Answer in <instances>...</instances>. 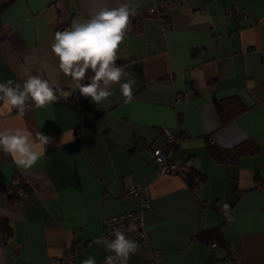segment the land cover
Returning a JSON list of instances; mask_svg holds the SVG:
<instances>
[{
    "label": "crops",
    "instance_id": "1",
    "mask_svg": "<svg viewBox=\"0 0 264 264\" xmlns=\"http://www.w3.org/2000/svg\"><path fill=\"white\" fill-rule=\"evenodd\" d=\"M160 1L166 23L150 12ZM123 4L136 15L116 63L136 81L133 99L125 103L116 84L96 105L59 69L51 45L73 19ZM29 75L58 84L61 97L44 108L29 100L23 115L4 110L0 128L26 127L54 143L28 170L0 150V217L12 227L8 238L0 232V264H50L73 242L81 248L73 264H105L113 238L102 221L140 208L127 192L133 184L151 207L147 243L136 229L124 232L138 244L127 264H264V0H0V83L22 87ZM215 98L243 110L227 104L222 122ZM165 129L181 133L172 156L190 161L201 185L159 173L153 150L170 148ZM210 144L248 152L219 162ZM20 185L24 196L11 189ZM215 201L233 205L223 229L230 254L196 237L221 224L226 212Z\"/></svg>",
    "mask_w": 264,
    "mask_h": 264
},
{
    "label": "clouds",
    "instance_id": "2",
    "mask_svg": "<svg viewBox=\"0 0 264 264\" xmlns=\"http://www.w3.org/2000/svg\"><path fill=\"white\" fill-rule=\"evenodd\" d=\"M135 15L136 9L127 4L100 7L91 13L90 18L73 19L69 28L54 35L51 50L59 60V69L72 78L83 97H90L96 105L114 95L112 89L116 84H119L125 103L133 99L136 81L116 61L119 46L129 30L130 18ZM58 91V84L39 75H29L22 87L20 84L13 86L12 80L0 83V115L4 110L11 112L13 109L23 115L29 100L36 108H44L58 100ZM53 143L51 136L40 132L33 136L26 127L0 128V150L10 155L15 165L24 170L36 165L47 146ZM228 209L229 205H222L226 213ZM112 235L114 238L107 243L112 255L106 257L105 264H127L130 256L138 251V244L129 239L121 228L114 229ZM82 264H96V261L89 257Z\"/></svg>",
    "mask_w": 264,
    "mask_h": 264
},
{
    "label": "built area",
    "instance_id": "3",
    "mask_svg": "<svg viewBox=\"0 0 264 264\" xmlns=\"http://www.w3.org/2000/svg\"><path fill=\"white\" fill-rule=\"evenodd\" d=\"M166 6L165 1L154 2L151 5L152 11H157L160 13L162 7ZM60 98V95H57ZM78 106L80 108L84 107V103L80 99H76ZM179 131H170L168 129L164 130L165 140L170 146L168 149L154 148L153 153L155 160L159 163V173H184L187 170L191 162L185 161L183 163L178 162L172 156L171 144H175L180 136ZM203 180L199 179L198 184H202ZM2 189L0 188V194H2ZM127 192L132 195H138L141 197V205L138 210L130 212H121L119 214L109 216L103 219L102 221V231L103 235L107 239L114 238L112 231L116 228H121L124 232L130 229H136L140 233V238L144 243H147V237L144 229L143 213L151 207L150 202L142 194L141 190L138 187V184L130 185L127 189ZM18 194L20 196L26 195V190L23 187H19ZM213 246H216L214 243ZM81 248L78 242H73L67 246L65 252L61 256L50 257V264H73L76 260V257L80 254Z\"/></svg>",
    "mask_w": 264,
    "mask_h": 264
},
{
    "label": "trees",
    "instance_id": "4",
    "mask_svg": "<svg viewBox=\"0 0 264 264\" xmlns=\"http://www.w3.org/2000/svg\"><path fill=\"white\" fill-rule=\"evenodd\" d=\"M150 12H153L154 14L158 15V17H161V19L165 23L167 22V18H168L167 14H163V12L161 10H160V13H158L157 11H152V10H150ZM88 75L91 76L92 73L89 72ZM235 103H236V101H233L231 98H226V99L215 98V104H216V107H217V110L219 112V115H220L222 122L225 121V116H226L227 111H228L227 104H230L229 107L236 108L237 106L236 107L234 106ZM242 110H243V108L239 110V107H237L238 113L241 112ZM234 112H236V111H234ZM171 146H174V144H171ZM246 149H248V148H245V147L240 146V145L237 147H233L231 149H226V148L219 147L215 144H210V154L215 160H217L219 162H230V161L236 160L237 158H239L242 155V153L248 152ZM183 175H184L187 183L191 187L198 186V180L200 179L199 173L196 172L192 168V165H190V167L183 173ZM21 185L20 186H13V187H11V189H14V191H15L16 188L23 186V185L22 186ZM0 188L2 189V191L4 190L3 187L0 186ZM214 206L218 211L222 210V205L220 202L215 201ZM232 207H233V205H230L229 208L231 209ZM229 221H230V213H226L220 225H218L217 227L212 228V229L202 230L196 235V237L199 240L205 241L207 243H215L216 246L225 248V250H227V252L230 254L231 253V246L228 243L227 238L225 237V234L223 231L225 225ZM0 232L2 233L4 238L10 237L12 234L11 224L9 223V221L6 218L0 217Z\"/></svg>",
    "mask_w": 264,
    "mask_h": 264
}]
</instances>
